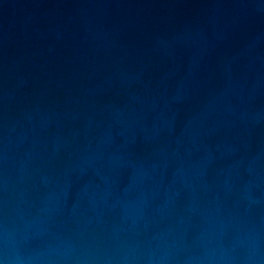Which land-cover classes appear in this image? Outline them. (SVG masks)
Listing matches in <instances>:
<instances>
[{"label": "water", "instance_id": "1", "mask_svg": "<svg viewBox=\"0 0 264 264\" xmlns=\"http://www.w3.org/2000/svg\"><path fill=\"white\" fill-rule=\"evenodd\" d=\"M0 264H264V0H0Z\"/></svg>", "mask_w": 264, "mask_h": 264}]
</instances>
